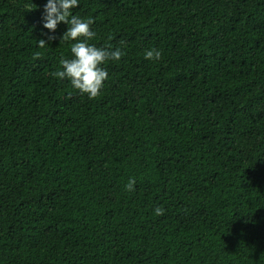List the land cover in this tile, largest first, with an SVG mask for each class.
Listing matches in <instances>:
<instances>
[{
	"label": "trees",
	"instance_id": "1",
	"mask_svg": "<svg viewBox=\"0 0 264 264\" xmlns=\"http://www.w3.org/2000/svg\"><path fill=\"white\" fill-rule=\"evenodd\" d=\"M45 3L0 0V264H264V0H80L94 99Z\"/></svg>",
	"mask_w": 264,
	"mask_h": 264
},
{
	"label": "clouds",
	"instance_id": "2",
	"mask_svg": "<svg viewBox=\"0 0 264 264\" xmlns=\"http://www.w3.org/2000/svg\"><path fill=\"white\" fill-rule=\"evenodd\" d=\"M80 5V0H46L44 4L42 37L39 46L44 47L57 39L56 30L63 22L68 27L60 37L61 42L71 43V58L61 60V68L52 73L58 81L67 79L72 87L88 99H94L102 94L109 79L107 65L110 61L118 62L123 56L120 47L113 48L111 44L97 46L90 41L96 38L97 33L92 30L93 17H81L73 13V9ZM144 57L147 60L158 62L162 59V51L158 48L146 50ZM125 189L133 191L135 180L129 179ZM165 209L160 206L153 208L156 216L164 214Z\"/></svg>",
	"mask_w": 264,
	"mask_h": 264
}]
</instances>
